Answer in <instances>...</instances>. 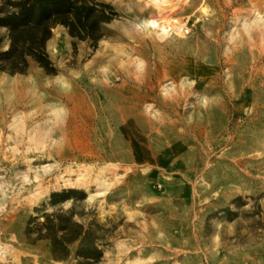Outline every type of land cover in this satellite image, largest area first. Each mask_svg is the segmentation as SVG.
I'll return each mask as SVG.
<instances>
[{"label": "rangeland", "instance_id": "374dc122", "mask_svg": "<svg viewBox=\"0 0 264 264\" xmlns=\"http://www.w3.org/2000/svg\"><path fill=\"white\" fill-rule=\"evenodd\" d=\"M99 1L118 12L99 43L59 25L56 73L0 71V264H79L27 238L70 189L87 194L86 223L113 229L94 264H264V0L175 2L191 32L167 39L148 0ZM69 168L87 181L41 177Z\"/></svg>", "mask_w": 264, "mask_h": 264}, {"label": "trees", "instance_id": "16d2710c", "mask_svg": "<svg viewBox=\"0 0 264 264\" xmlns=\"http://www.w3.org/2000/svg\"><path fill=\"white\" fill-rule=\"evenodd\" d=\"M117 15L111 3L99 0H1L0 29L5 34L0 37V71L23 74L36 62L54 74L47 44L55 28L62 25L73 38L97 44L105 36L103 25ZM5 40L8 48L2 50ZM86 198L85 192L74 189L54 192L49 203L37 208L40 216L30 222L28 240H49L56 260H67L75 250L79 264L100 261L113 229L100 224L94 212L84 221L88 212L81 203ZM68 200L74 201L70 208L57 207Z\"/></svg>", "mask_w": 264, "mask_h": 264}, {"label": "bare ground", "instance_id": "6f19581e", "mask_svg": "<svg viewBox=\"0 0 264 264\" xmlns=\"http://www.w3.org/2000/svg\"><path fill=\"white\" fill-rule=\"evenodd\" d=\"M151 5L155 7L158 14L152 15L149 19V29L160 39H167L169 38L174 32L184 34L186 23L183 22L181 17H177L175 15L176 7H174L175 2H178L180 0H148ZM200 21L202 23H205L209 17L212 16V10L209 5L203 4L200 7ZM28 126H24L20 133L17 134V136H14L13 139H15V142L19 141L20 139H23L27 134H30V131L27 129ZM53 131V130H52ZM50 132V134L52 133ZM74 170L71 168L60 172L51 170H44V172L41 174L42 176L51 175L53 177L52 181H55L54 186H62V185H74V184H83L87 181L86 174H80L77 178L76 182L72 183L71 176L73 174ZM36 179H39V177H35ZM41 181V180H40ZM41 192L39 191L36 194V197L39 196ZM9 249L7 247H2L0 245V257H6L9 254Z\"/></svg>", "mask_w": 264, "mask_h": 264}, {"label": "built area", "instance_id": "2783aa9c", "mask_svg": "<svg viewBox=\"0 0 264 264\" xmlns=\"http://www.w3.org/2000/svg\"><path fill=\"white\" fill-rule=\"evenodd\" d=\"M190 32H191V29H189V28L187 27V25H186V26H185V30H184V34L188 35V34H190Z\"/></svg>", "mask_w": 264, "mask_h": 264}]
</instances>
